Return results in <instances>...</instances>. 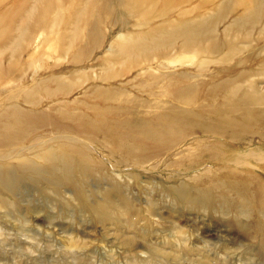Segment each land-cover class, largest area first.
<instances>
[{
	"label": "bare ground",
	"instance_id": "bare-ground-1",
	"mask_svg": "<svg viewBox=\"0 0 264 264\" xmlns=\"http://www.w3.org/2000/svg\"><path fill=\"white\" fill-rule=\"evenodd\" d=\"M261 20L264 0H0V150H7L0 186L44 171L54 189L76 187L77 199L106 219L108 205L129 212L131 201L119 173L92 163L88 142H106L104 156L143 171L156 169L158 158L164 167L180 164L176 156L187 165L200 160L212 166L200 171L220 180L204 189L171 185L170 203L227 216L229 227L264 250ZM137 79L133 87L143 90L127 89ZM33 149L45 151L39 165L29 161ZM96 170L109 184L92 190L103 196L90 204L84 175ZM241 193L261 195L255 211L263 219ZM127 211L134 223L138 214ZM178 230L185 249L194 248Z\"/></svg>",
	"mask_w": 264,
	"mask_h": 264
},
{
	"label": "rangeland",
	"instance_id": "rangeland-1",
	"mask_svg": "<svg viewBox=\"0 0 264 264\" xmlns=\"http://www.w3.org/2000/svg\"><path fill=\"white\" fill-rule=\"evenodd\" d=\"M261 22L264 23L263 20ZM222 26L219 31H222ZM11 74L20 76V73L13 71ZM132 84L138 85V79L126 87L133 92L143 90L141 86L133 87ZM77 95L75 92L70 99ZM164 105L168 106L169 102L164 101ZM165 110L171 112L170 109ZM45 111L48 112L47 109ZM137 115L141 114L134 117ZM41 134L45 135L44 129L39 130L38 135ZM97 140L88 142L94 148L89 157L93 164L96 162L97 168L106 170V174L113 171L121 175V178L115 179L121 184V193L130 198V213L123 204H110L107 207L109 217L102 219L98 214L103 210L95 212L77 199L76 187L62 184L56 190L44 171L33 178L12 179L10 188V182L0 186V264H169L166 260L176 264L173 258L183 264H264V250L256 244L257 238H243L228 226L227 216L217 213L218 217H214L196 209L176 207L166 196L172 197L167 191V187L172 188L171 185L184 184L186 189L194 190L210 187L212 181L216 184L213 179L220 178L215 173L200 171L204 167L212 168L210 164L197 160L187 165L183 156H176L180 164L169 167L158 162L161 158L153 160V164L160 165L152 170L143 171L130 165L123 167L104 156L108 152L107 143L99 144ZM99 146L104 149H98ZM5 150L2 148L0 152L5 153ZM44 153L40 149L31 150L29 161L41 164L43 160L37 157ZM65 153L74 157L70 149H66ZM76 174L74 170L73 175ZM194 175L196 177H192ZM190 178L196 180L197 186ZM84 180L87 202L94 204L103 194L92 190L105 187L109 184L108 178L99 176L96 170L87 171ZM211 189H218L220 194L227 191H230V195L236 193L235 190L233 192L219 186ZM253 195H244L247 198L245 202L253 206V216L263 219L255 211L258 206L256 200L261 195ZM114 201L118 203L119 198ZM148 202L151 203L149 207ZM125 211L130 215L138 214L136 219L133 217L134 223L125 220L128 217ZM178 229L182 230L184 238L195 245L194 248L185 249ZM152 246L164 247L165 254ZM163 259L165 262L159 263Z\"/></svg>",
	"mask_w": 264,
	"mask_h": 264
}]
</instances>
